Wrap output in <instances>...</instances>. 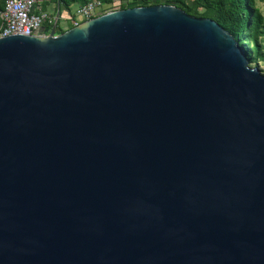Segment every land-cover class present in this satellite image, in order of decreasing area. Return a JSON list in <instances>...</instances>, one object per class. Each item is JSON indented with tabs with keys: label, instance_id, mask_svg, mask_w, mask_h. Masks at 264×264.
<instances>
[{
	"label": "water",
	"instance_id": "water-1",
	"mask_svg": "<svg viewBox=\"0 0 264 264\" xmlns=\"http://www.w3.org/2000/svg\"><path fill=\"white\" fill-rule=\"evenodd\" d=\"M0 37V264H264V73L215 20L114 9Z\"/></svg>",
	"mask_w": 264,
	"mask_h": 264
},
{
	"label": "trees",
	"instance_id": "trees-1",
	"mask_svg": "<svg viewBox=\"0 0 264 264\" xmlns=\"http://www.w3.org/2000/svg\"><path fill=\"white\" fill-rule=\"evenodd\" d=\"M87 1L90 0H42L39 5L45 10L46 2H50L54 6V12L51 14L55 16L59 8L60 17L61 9L66 10L69 16L77 5ZM134 2L140 5L173 4L190 15L211 18L245 48L249 63L255 64L257 60L264 62V16L255 6V0H135ZM2 7L3 0H0V10ZM123 7L125 5H120V8ZM68 25L66 28L59 26L58 19L56 32L62 33L73 26L71 23ZM52 26L53 22L45 21L42 32L48 33Z\"/></svg>",
	"mask_w": 264,
	"mask_h": 264
},
{
	"label": "built area",
	"instance_id": "built-area-1",
	"mask_svg": "<svg viewBox=\"0 0 264 264\" xmlns=\"http://www.w3.org/2000/svg\"><path fill=\"white\" fill-rule=\"evenodd\" d=\"M42 0H3V7L0 10V37L11 34H38L43 30V23L55 22L53 16L47 10L40 7ZM135 0H90L75 7L73 13L67 17V20L73 25L82 21L92 19L114 9L137 6ZM60 18V17H59Z\"/></svg>",
	"mask_w": 264,
	"mask_h": 264
},
{
	"label": "rangeland",
	"instance_id": "rangeland-1",
	"mask_svg": "<svg viewBox=\"0 0 264 264\" xmlns=\"http://www.w3.org/2000/svg\"><path fill=\"white\" fill-rule=\"evenodd\" d=\"M255 6L260 10L261 14L264 16V1L261 0H255ZM45 10H47L50 13L54 12V6L50 2H46V5L44 6ZM74 8V7H73ZM68 13L66 10L61 9L60 10V18H59V26L61 27H68L70 22L67 20ZM250 66H257L259 69L264 73V62L262 60H257L255 64L249 63Z\"/></svg>",
	"mask_w": 264,
	"mask_h": 264
}]
</instances>
